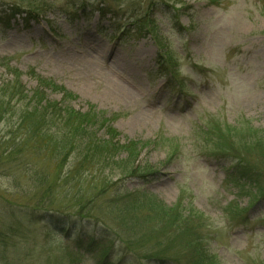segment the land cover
<instances>
[{"label": "rangeland", "instance_id": "1", "mask_svg": "<svg viewBox=\"0 0 264 264\" xmlns=\"http://www.w3.org/2000/svg\"><path fill=\"white\" fill-rule=\"evenodd\" d=\"M101 1L0 0V59L19 68L28 92L37 87L34 72L52 78L79 95L66 104L112 118L117 146L137 143V159L117 147L115 165L94 169L66 200L110 225L117 249L124 237L151 250L169 247L174 262L190 264L194 242L185 226L167 244L152 235L166 216L151 211L150 202L136 219L123 210L134 197L121 202V211L109 203L108 194L144 191L162 210L179 207L217 264H264V0ZM104 5L114 15L97 9ZM139 16L153 20L155 29H131ZM10 75L0 61V82ZM17 123L12 116L0 124V136ZM97 135L107 136L103 128ZM53 163L49 155L24 153L10 171L0 166V207L12 194L26 203L30 169L52 178ZM141 165L144 173L130 174ZM247 166L261 174V185L236 177ZM103 177L112 183L104 193ZM16 227L22 264H70L72 256L95 264L102 257L97 242L104 231L96 224H87L91 236H83L80 250L66 229Z\"/></svg>", "mask_w": 264, "mask_h": 264}, {"label": "trees", "instance_id": "2", "mask_svg": "<svg viewBox=\"0 0 264 264\" xmlns=\"http://www.w3.org/2000/svg\"><path fill=\"white\" fill-rule=\"evenodd\" d=\"M102 1L104 3L105 0ZM97 9L102 11L103 15H114L113 11L105 5ZM124 12L127 13L126 10ZM31 14L32 10L24 16L25 19L31 18ZM13 15H16L14 9L12 11ZM127 15L133 18L135 16L133 14ZM143 16H139L135 20L137 23L134 22L131 29L141 32L146 27H149L154 30L155 24L153 20H145ZM146 17L144 16V18ZM8 21L10 22L9 19ZM154 36L158 38L155 33ZM0 61H3V67L11 74V78H6L0 82V124L7 122L12 116H17L18 118L17 125L10 126L7 133L0 136V166L5 165L10 171L11 168L17 167L14 166L17 165L16 161H20L24 153H28L29 156L32 154L36 156L43 155L44 157L49 155L54 160L53 164L57 170L56 175L51 178L46 173L39 174V176L34 169H30L33 175L30 178L32 188L30 189L28 201L26 203H18L16 202L18 197L14 200L13 198L16 196L12 194L11 198L0 207V264H22L23 259L18 252L21 247V238H17L19 236H16L14 228L16 229V226L23 225V222L30 225L31 232L35 231L32 228L39 223H42V229L45 233L54 232L55 229L59 228H61L59 232L64 233L62 230L66 229V235L73 239L75 246L79 250L86 246L83 239L91 236V229L87 227V224H96L101 230L103 229L104 240L100 241L98 239L97 245L100 246V243L102 245V257L95 261V264H181L178 261H173L175 258L173 259L172 257L175 256L170 253L169 247L151 250L127 238L123 237L122 239L119 237L122 244L117 249L116 243L110 237L112 234L110 225L107 228L101 222L94 221L91 215L87 214L86 211L88 210H85L84 205L66 200L67 194L71 193L70 189L86 180V176L90 175L91 177L94 169L104 170L106 166L115 165V149L117 147L125 149L127 153L126 159L134 160L137 156V143L131 141L125 145L117 146L114 140L118 132L111 125L112 118L97 114L93 107H89L90 109L87 110H80L70 104H66V102L79 98V95L52 78H47L34 72L37 79V87L30 94L21 79L22 72L19 68L10 64L7 59L2 58ZM48 89L54 93L61 94V99L50 98L47 93ZM102 128L107 134L106 137L97 135ZM72 158L75 159L73 162L71 161ZM126 159L125 162L132 163ZM25 160L29 167H38L31 165L26 158ZM26 170L29 169L26 168ZM145 170H147V167L141 165L136 171H130V174L144 173ZM240 171L236 175L238 179L244 180V177H248V183L261 185L262 177L260 178L261 174L256 170L247 166ZM91 182L93 180L89 181V183ZM99 182L104 186L102 193L109 188V185L112 186L111 181H108L105 177L100 179ZM98 190L100 189L98 188ZM136 195L135 192L130 194L125 191L123 195L115 193L114 196H110L108 194V199L111 207H117L121 211V202L123 200L127 201L129 197H134L130 202L124 204L123 210H127V215H132L135 219L137 217L135 214L138 210L150 202L149 209L157 214L160 213L166 216L162 221L163 225H167H159L160 227L157 229L155 227L156 232L154 233L156 234H152L153 237L164 238L167 243V239H170L168 235L177 232V229L183 225L185 226V232H189L191 240L194 242V245L189 243L192 249L185 247L192 254L193 259L189 263L217 264L215 257L211 256L206 249V245L201 242L200 237L196 234L193 236L192 230L186 226L187 219L183 218L179 207L162 210L161 206H159V201L155 200L152 194L139 191L138 196ZM143 199L147 201L143 203ZM75 206H78V210H75ZM10 219L13 221H7ZM61 223H67L70 227L62 228L59 225ZM136 224L139 223L136 222L134 225ZM74 226H78V228ZM88 242L90 243L88 247H91L95 241L94 239L92 241L89 239ZM142 251L147 252L145 257L140 256ZM69 259H72L71 262L69 260L70 264H81L82 261L76 256H72Z\"/></svg>", "mask_w": 264, "mask_h": 264}, {"label": "bare ground", "instance_id": "3", "mask_svg": "<svg viewBox=\"0 0 264 264\" xmlns=\"http://www.w3.org/2000/svg\"><path fill=\"white\" fill-rule=\"evenodd\" d=\"M108 79H110V82L113 84V82H114L113 79H111V78H108Z\"/></svg>", "mask_w": 264, "mask_h": 264}]
</instances>
